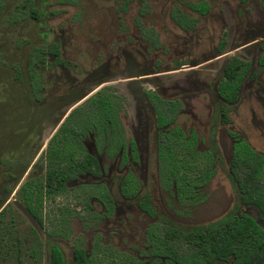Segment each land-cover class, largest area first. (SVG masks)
<instances>
[{"label":"rangeland","instance_id":"374dc122","mask_svg":"<svg viewBox=\"0 0 264 264\" xmlns=\"http://www.w3.org/2000/svg\"><path fill=\"white\" fill-rule=\"evenodd\" d=\"M121 1L35 0L33 6L41 14L37 22L27 16L25 0H0V120L4 124L0 131L6 132L4 142L9 144L0 155V165H4L0 166V185L1 182L6 185L0 189V211L4 209L0 226L10 229L1 238L0 264H48L46 249L52 244L60 247L67 264H71L73 246L82 247L89 256L96 235L103 244L141 264H149L155 258L142 255L141 251H148L144 236L153 223H158V234L178 256H189L193 246L184 236L171 237L172 231L206 229L239 213L249 215L264 229L257 208L242 204L233 186L229 173L232 142L228 135L229 131L236 133L256 152L264 154V71L256 66L257 57L264 50V13L260 0H248L244 4L240 0H206L210 6L206 16H199L189 8L190 3L199 0H144L143 3L131 0L124 12L120 9ZM174 9L197 19L192 32L185 33L176 27L170 18L171 12L176 13ZM139 27L157 32L161 50H152L140 39ZM219 40L226 43L220 55ZM50 43L58 44L67 66L64 70L59 66L38 69L43 85L41 95L47 102L32 116L35 107L31 109L27 103V61L32 48H44ZM117 54L123 60L107 72L104 78L107 80L101 86H110L120 97L121 122L142 154L134 173L140 183L138 197L147 194L157 215L147 216L136 200H125L118 192L120 178L134 172L136 167L132 164L121 167L117 160L100 155V177L82 176L68 183V193L44 203L42 220L38 223L18 200L17 190L28 177L44 176L42 153L55 123L71 104L96 90L98 85L93 84L97 75L88 73L100 68L105 71L103 60ZM233 55L250 61L258 75L248 78L239 101L228 109L230 123L223 125L217 104L212 106L211 101L223 64ZM46 61L52 63L53 56L46 55ZM175 63L180 67L176 69ZM113 65L111 61L110 69ZM16 68L20 71L19 78L15 75ZM75 86L80 89L73 93ZM150 89L163 98L180 100L182 111L175 126L186 135L194 130L199 153L219 155L214 163L215 175L198 189L200 201L180 205L173 191L157 186L154 146L148 126V112L152 109L143 104L140 95ZM61 99L62 103L54 106ZM85 109L83 106L75 112L66 125L76 122L82 113L85 120L89 116ZM84 144L88 150L93 149L91 138L85 139ZM97 184L107 187L115 208L109 218L89 222V209L97 214L104 209L95 198H86L79 187ZM249 192L264 200V181L251 185ZM66 208L76 214L61 229L60 211ZM58 230L67 238L53 234ZM35 237L41 245L37 262L32 263L29 252ZM101 262L107 263L106 259Z\"/></svg>","mask_w":264,"mask_h":264},{"label":"trees","instance_id":"16d2710c","mask_svg":"<svg viewBox=\"0 0 264 264\" xmlns=\"http://www.w3.org/2000/svg\"><path fill=\"white\" fill-rule=\"evenodd\" d=\"M189 6L202 15L209 11V6L204 1L191 3ZM261 6L264 9V0H261ZM27 15L34 20L40 17V13L35 8L29 9ZM171 17L182 29L188 30L194 25V21L182 13L173 12ZM141 34L153 46L158 47L153 31L142 28ZM222 48L221 42L218 50L221 51ZM49 52L54 55L55 64L62 63L57 46H51ZM42 53V50H33L28 63L29 81L37 99L42 87L39 74L33 65L38 61L44 64ZM257 63L264 68V53L258 58ZM250 70L251 65L248 61L235 56L228 59L217 88L218 95L224 103L233 104L237 101L241 85ZM150 99L155 107L157 126L160 128L170 124L181 109L179 102H164L153 96ZM83 106H86L85 111L89 116L83 120L84 113H82L76 122L66 125L68 119ZM120 107L118 97L111 89L104 88L74 109L63 125L52 135L43 154L44 176L28 178L17 194L18 200L36 222L40 223L42 220L44 203L70 191L67 183L76 180L78 175L99 174L97 160L87 153L82 143L86 135L89 133L94 135L98 151L106 148V153L111 157L120 152L121 159L124 160V132L118 117ZM220 113L222 122L228 123L229 119L224 108ZM230 135L235 139L229 161L233 186H236L235 190L239 194L241 203L255 206L259 218L264 222V200L254 197L249 192L251 185L264 181V154L256 152L245 140L237 139L232 133ZM196 140L197 136L194 132L186 135L179 127L159 133L157 140L160 187L168 192L173 191L176 200L183 206L200 201L198 189L204 187L213 178L214 163L219 156L217 152L212 156H209L208 152L199 153L196 149ZM130 150L131 158L136 160L133 143ZM137 186L135 179L129 175L122 183L121 192L128 197H134ZM79 188L86 198H95L104 207L103 215L89 210L88 217L99 220L112 214V198L102 186ZM138 204L139 208L150 217L155 216L147 196L139 199ZM60 214L59 224L62 229L76 213L66 208L62 209ZM3 215L4 209L0 211V219ZM9 232L8 227L0 226V239ZM53 234L67 238L61 230ZM169 234L171 237L177 234L184 236L185 240L191 242L193 253L189 256H178L158 234L156 226H152L146 233L145 244L148 251L142 252V255H152L155 258L149 264H225L229 261L232 264H264V229L244 213L232 215L225 221L206 229L186 233L172 231ZM40 245V241L35 237L34 245L29 252L32 263L37 262ZM46 251L48 264H67L60 247L56 244L49 245ZM102 259H106L105 264H141L133 257L118 252L112 247H103L97 237L93 241V252L89 256L82 247L74 245L71 264H102Z\"/></svg>","mask_w":264,"mask_h":264},{"label":"flooded vegetation","instance_id":"af4514ba","mask_svg":"<svg viewBox=\"0 0 264 264\" xmlns=\"http://www.w3.org/2000/svg\"><path fill=\"white\" fill-rule=\"evenodd\" d=\"M34 1L35 0H25V2H26V8H27V12L26 13H28V11H29V9H32V8H35L34 6H33V3H34ZM131 0H122L121 1V4H120V9H122V11L124 12V10H125V5L127 4V3H129ZM141 1V3H143V1L144 0H140ZM200 1H204V2H206L207 3V1L206 0H199V1H197V2H192V3H199ZM248 0H240V3L241 4H244V3H246ZM191 4V3H190ZM189 4V5H190ZM259 4H260V8H261V10H262V12L264 13V9L262 8V6H261V0L259 1ZM207 5L209 6V4L207 3ZM189 8H190V6H189ZM37 11H38V9L37 8H35ZM119 9V8H118ZM191 9V8H190ZM175 10V12L176 13H182V14H184L185 16H187L188 18H190V19H192L193 21H194V25H193V27L191 28V29H188V30H185V29H182V28H180L177 24H176V22L173 20V18L171 17V15H172V13L173 12H171V14H170V18H171V20L175 23V25H176V27L180 30V31H182V32H192L193 30H194V28H195V26H196V23H197V19H195V18H193L192 16H190V15H188L187 13H185L184 11H182V10H179V9H174ZM193 12H195L196 14H198L199 16H206L208 13H209V11H210V6H209V11L206 13V14H204V15H202V14H200L198 11H195V10H193V9H191ZM39 13H40V11H38ZM28 16V15H27ZM29 18H31L30 16H28ZM40 18H41V14H40V17H39V19L38 20H34L33 18H31V19H33L34 21H40ZM141 29L142 28H138V30H139V37H140V39L145 43V44H147L152 50H154V51H159V50H161V48H162V43H161V41H160V39H159V36H158V34H157V32L154 30V29H152V28H143V29H145V30H151V31H153V33L155 34V37H156V41H157V45H158V47H155V46H153V44L151 43V42H149V41H147L145 38H143V36H142V34H141ZM223 43V48H222V50L221 51H219L218 50V48H219V45H220V43ZM225 41H223V40H219V42H218V45H217V52H218V54L220 55V54H222V52H223V50H224V48H225ZM57 46V48H58V50H59V59L62 61V63H58V64H55V62H54V55H52L50 52H49V48L51 47V46ZM242 46H244V45H242ZM242 46H240V47H242ZM35 49H39V50H42L43 51V53H42V56H43V58H44V60H45V62H44V64H42V62L41 61H38L37 62V64H35V65H33V68L38 72V76H39V79H40V84H41V87H42V89L40 90V92L38 93V95H39V97H38V99L35 97V95H34V93H33V90H32V87H31V83H30V81H29V67H28V63H29V59H30V56H31V53H32V51L33 50H35ZM107 50H108V48H107ZM264 53V50L262 51V53L257 57V60H256V66L261 70V71H264V68H261L259 65H258V63H257V61H258V58L262 55ZM46 55H49V56H53V61H52V63H48L47 61H46ZM233 56H235V55H233ZM230 57H232V56H230ZM229 57V58H230ZM235 57H238V56H235ZM229 58H227V60L224 62V64H223V67H222V70H221V77H220V79L222 78V71H223V68H224V66H225V64H226V62L228 61V59ZM239 59H241V60H243V61H246V60H244V59H242V58H240V57H238ZM123 60V58L121 57V55H119V54H117L116 55V57L114 58V56H111V55H108V57H106V61H105V59L103 60L104 62V67H105V71H100V70H102V68H100V69H94L95 71L94 72H91V73H88V74H92L93 76L95 75H97V77L94 79V80H96V83L95 84H93V85H98V86H96V90H94V91H91V92H89V94H86L85 96H83V98L82 99H80V100H76L73 104H71L63 113H62V115L59 117V119L57 120V122L55 123V128H54V130H53V132H52V135L59 129V127L61 126V125H63V123L65 122V120L67 119V117L70 115V113L74 110V109H76V108H78V107H80L87 99H89L90 97H92L94 94H96L97 92H99L100 90H102V89H104V88H111L110 86H101L102 84H104L105 82L104 81H106L107 79H104L106 76H107V72L108 71H112L113 70V68L115 67V66H118V65H120V62ZM111 61H114V65H113V67L110 69V67H109V64H110V62ZM249 63H250V65H251V70H250V73L247 75V77L245 78V80L243 81V83H242V85H241V88H240V91H239V95H238V98H237V101L235 102V103H233V104H226V103H224L222 100H221V98L219 97V95H218V91H217V88H218V84H219V81H220V79H219V81H218V83H217V86H216V88H215V94H214V99H212V101H211V103H212V106L216 103L217 104V107H218V114H219V116H220V118H221V122H222V117H221V109H223L224 108V111H225V114H226V116L228 117V109H229V107H232V106H234L238 101H239V99H240V97H241V94H242V89H243V86H244V84L246 83V81L248 80V78L250 77V78H253V77H256L257 75H258V71H254L253 72V64L250 62V61H248ZM102 63V64H103ZM52 66H59L62 70H64L65 69V67L67 66V62L64 60V59H62V57H61V52H60V48H59V46H58V44H52V43H50V44H48L46 47H44V48H42V47H35V48H32L31 49V51H30V53H29V57H28V61H27V67H26V77H27V80H26V82H27V85H28V90H27V95H28V101H27V103H28V105H30L29 107L32 109V108H34L35 107V109H32L33 111H32V116H34L35 115V113L37 112V113H39V110L45 105V103L47 102V100L46 99H44V98H42V95H41V93H42V91H43V85H42V82H41V75H40V72H39V68H51ZM175 66H176V69L178 68V67H180V65L179 64H177V63H175ZM15 70V69H14ZM151 72L153 73V71L151 70ZM252 74H254V75H252ZM15 75L16 76H18V78H19V76H20V71H19V69L18 68H16V70H15ZM87 79V78H86ZM83 86H85L84 85V83H83ZM82 86V87H83ZM99 86H101V87H99ZM75 89L73 90V93L74 92H77L80 88H78L77 86H75L74 87ZM115 95L117 94V93H115L114 91H112ZM141 100H142V102H143V104L144 105H148V106H150L151 107V109H152V111H149L148 112V114H149V137H150V140H151V144H153V146H154V154H155V161H156V176H155V178H156V180H157V182H158V188H160L161 189V187H160V179H159V175H158V159H157V140H158V137H159V133H161V132H166L167 130H171L172 128H174V127H179V126H175L176 125V119H177V117L179 116V114L181 113V111H182V104H181V102H180V100H178V99H170V98H163V97H161L159 94H158V92L157 91H155V90H143L142 92H141ZM117 97H118V99L120 100V97L118 96V95H116ZM157 97L158 99H160L161 101H164V102H179L180 104H181V109L178 111V113H177V115L175 116V118H174V120L170 123V124H167L166 126H164V127H162V128H160V127H158L157 126V121H156V112H155V107H154V105H153V103L151 102V99H150V97ZM63 100H65L66 101V97H63L62 98ZM60 100L59 102H57L54 106H56L57 104H61L62 103V101L63 100ZM120 103H121V101H119ZM30 103V104H29ZM66 103L67 102H65V104H64V106L66 105ZM53 106V107H54ZM51 110H52V106H51ZM59 112V111H58ZM57 112V113H58ZM56 113V114H57ZM55 114V115H56ZM0 117H1V115H0ZM46 117V116H45ZM118 117H119V120H120V123H121V125H122V127H123V132H124V141H125V149H124V160L123 159H121V153L119 152L117 155H115V156H113V157H111V156H109L107 153H106V148H102L100 151H98V149H97V147H96V145H95V142H94V135L92 134V133H89L88 135H86L84 138H83V140H82V143H83V145H84V148H85V150L87 151V153L89 154V155H91V156H93L96 160H97V164H98V162H99V156L100 155H103L106 159H108V160H117V163L119 164V166H121V167H128L130 164H132V165H134L135 167L136 166H138V164H139V159H140V155L142 156V154H140L139 153V150H138V147H137V143L132 139V138H129L128 137V135H127V133H126V129H125V127H124V125L122 124V122H121V113H120V111H119V113H118ZM54 118V117H53ZM52 118V119H53ZM34 118H32V120H33ZM43 119H45V118H43ZM51 119V120H52ZM228 119H229V117H228ZM34 121V120H33ZM33 121H31V124H32V122ZM49 121H47V123H48ZM46 123V124H47ZM230 123V119H229V122L228 123H224V122H222V124L223 125H226V124H229ZM1 125H4V124H2V122H1V120H0V127H1ZM27 125H30V124H27ZM172 125H174L173 127H172ZM170 126H171V128H170ZM180 128V127H179ZM184 132V131H183ZM190 132H194V130H190L189 131V133ZM6 132L4 131V130H2V131H0V146H7V148L6 149H3V147H2V149L0 148V155H2V153L4 152V151H6L8 148H9V144L8 145H6V143L4 142V140H5V136H6V134H5ZM185 133V132H184ZM195 133V132H194ZM233 134V135H235V137L237 138V139H243V140H245L244 138H242V137H240V136H238L236 133H233V132H231V131H229L228 132V135H229V137H230V139H231V142H232V145L231 146H233V143L235 142V139L230 135V134ZM52 135L50 136V138L52 137ZM195 135H196V133H195ZM197 136V135H196ZM91 138V140H92V143H93V149H91V150H88L87 148H86V146H85V144H84V140L85 139H87V138ZM50 138L48 139V141L50 140ZM48 141H47V143H46V146H45V149H44V151H43V153H42V155L44 154V152H45V150H46V147H47V144H48ZM246 141V140H245ZM45 142H46V140L44 141V143H43V145L45 144ZM197 142H198V139L196 140V145H197ZM131 143H133V145H134V150H135V152H136V160H133L132 158H131V150H130V147H131ZM246 143H248L247 141H246ZM249 144V143H248ZM250 145V144H249ZM252 148V147H251ZM232 155V154H231ZM231 158V157H230ZM217 159H219V158H217ZM230 161V160H229ZM0 166H4V165H0ZM98 168H99V170H98V172H99V174L98 175H90V174H84V175H78V177H77V179L78 178H80V177H82V176H90V177H92V178H99L100 177V175H101V169H100V167H99V164H98ZM136 171H137V167L134 169V172L133 171H129V172H127V173H125L121 178H120V180H119V183H118V192L120 193V195L125 199V200H136V202H137V206H138V208H139V204H138V200L139 199H141L143 196H147L148 198H149V201H150V197L146 194V195H142L141 197H138V193H139V189H140V183H139V181L136 179V176H135V174L134 173H136ZM129 175H131L134 179H135V181L137 182V190H136V194H135V196L134 197H128V196H126L125 194H122V192H121V186H122V183H123V181H124V179L127 177V176H129ZM215 175V174H214ZM28 178H30V177H28ZM27 178V179H28ZM26 179V180H27ZM76 179V180H77ZM25 180V181H26ZM76 180H74V181H76ZM24 181V182H25ZM23 182V183H24ZM71 182H73V181H71ZM71 182H69V183H71ZM22 183V184H23ZM68 184V183H67ZM22 185H20L19 186V188H18V190L20 189V187H21ZM95 186H102L103 187V189L104 190H106V191H108L107 190V187L106 186H104V185H102V184H97V185H95ZM81 187V186H80ZM4 188H6V185L4 184V182H1V185H0V189H4ZM18 190H17V194H18ZM162 190V189H161ZM108 193V192H107ZM174 195H175V193H174ZM111 198H112V196H111ZM98 201V200H97ZM99 202V201H98ZM100 203V202H99ZM112 203V202H111ZM101 204V203H100ZM102 205V204H101ZM112 205H113V211H114V203H112ZM150 205H151V207L153 208V206H152V204H151V201H150ZM91 207V206H90ZM103 207V206H102ZM103 209H104V207H103ZM140 209V208H139ZM90 210V212H92V213H94L93 211H92V208L91 209H89ZM141 210V209H140ZM153 210H154V208H153ZM113 211H112V214H113ZM142 212H144L143 210H141ZM154 212H155V216L157 215L156 214V211L154 210ZM103 213H104V211H103ZM103 213H98V215H103ZM145 213V212H144ZM97 214V213H96ZM111 214V215H112ZM147 216H149L147 213H145ZM110 215V216H111ZM110 216H108V217H103V218H100L99 220H96V219H93L92 217H88V221L90 222V221H92V222H100V221H102L103 219H106V218H109ZM154 216V217H155ZM150 217V216H149ZM154 217H151V218H154ZM152 226H156V228H158L159 227V225H158V223H153L152 225H150L149 227H148V229L150 228V227H152ZM98 238L99 239V242H100V244L103 246V247H110V246H108V245H106V244H103L102 242H101V239H100V236H98V235H96L94 238H93V240L95 239V238ZM93 240H92V242H91V249L93 250ZM144 242H146V233H145V236H144ZM74 247V246H73ZM84 250V249H83ZM84 252H85V250H84ZM119 252V251H118ZM86 253V252H85ZM121 253H123V252H121ZM125 254V253H124ZM139 254H140V252H139ZM141 254H142V251H141ZM87 255V254H86ZM127 255V254H126ZM138 256H140V255H138Z\"/></svg>","mask_w":264,"mask_h":264}]
</instances>
